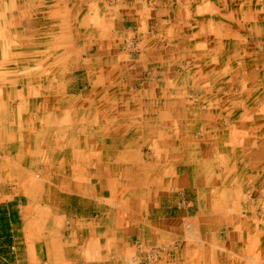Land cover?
Here are the masks:
<instances>
[{
  "label": "crops",
  "instance_id": "0c3cea01",
  "mask_svg": "<svg viewBox=\"0 0 264 264\" xmlns=\"http://www.w3.org/2000/svg\"><path fill=\"white\" fill-rule=\"evenodd\" d=\"M30 6L43 16L38 31H47L46 15L53 20V39L39 44L64 42L86 55L91 96L75 106L89 109L83 126L121 124L124 133L114 136L125 150L114 145L104 156L132 161L96 170L112 190L108 198L40 201L31 189L18 262L264 264V0H0V23L30 30ZM132 37L136 50L126 48ZM63 55L51 59L79 62L77 53ZM66 68L62 76L73 65ZM147 143L153 160L143 163ZM115 172L124 184L111 178ZM190 175L209 212H168V196L186 194ZM243 221L246 236L220 234L224 222Z\"/></svg>",
  "mask_w": 264,
  "mask_h": 264
},
{
  "label": "rangeland",
  "instance_id": "374dc122",
  "mask_svg": "<svg viewBox=\"0 0 264 264\" xmlns=\"http://www.w3.org/2000/svg\"><path fill=\"white\" fill-rule=\"evenodd\" d=\"M29 11V22L26 21L25 23H32L33 31L31 30L29 34L33 36L32 39L41 38L40 41H37L43 42L46 35L48 38L53 39L55 31L52 30V27H54L52 18L46 15L45 28L47 31L42 29L39 32L37 25L39 22L43 23V16L38 13L37 7L30 6ZM0 12L4 14L1 7ZM8 14H11L10 20H12L14 13L9 12ZM13 20L15 23L19 21L18 24L21 25L20 19L14 18ZM4 22L0 23L3 29H5L6 25ZM15 23L13 25H17ZM11 31L5 29L0 32V166H4L3 169L0 167V216L2 217L0 223V264H21L18 260L21 259L22 248L25 247V244H23L25 238L23 236V221L21 217L24 209L29 208L30 200L35 198L34 195L29 196L31 189L38 191L36 198H39L40 201H43V199L46 201H64L70 198H82L84 194L107 198L112 196L111 188H103L102 185L107 184V180H102V175L96 171L97 168L95 166L92 167L93 170H87L89 171L88 173L81 171L71 174L69 171L65 173L54 172L53 170L45 172L43 168H46L47 161H56L58 163L57 161L61 160L66 162L67 166L71 165L69 162L71 161L72 164L78 162L84 166L85 163L93 160L94 165L96 163L103 164V166H112L117 170L125 164V161H132L130 160L131 157L124 158V161L123 159L120 160L115 153L114 156L112 153L111 157L104 156L114 145L115 152L117 150H125L123 145L118 148L120 139H116V136H114L124 133L121 124L95 125L93 127L83 126L82 124L83 122L80 118L90 117L89 109L86 110L82 106L75 108V106L77 102L91 96V84L85 77V68L83 66L86 65V55L80 54L79 46L75 48L62 42L57 47L40 43L38 46H22V48L18 45L19 40L14 39V49H12L9 47L10 45L5 47L3 43L6 40L1 39L2 35L4 37L7 32L9 36H12L10 34ZM13 32L15 35L18 33L20 35L21 32L25 33L22 28L13 29ZM65 33H67L65 30L59 32L62 37L67 36ZM14 38L16 37L14 36ZM135 38L132 37L129 40L127 49H137ZM22 51L24 52L22 57L26 60L25 62H20L19 59H16L18 57L17 54ZM61 52L64 54V58L69 57L71 53H77L79 62L64 61L60 63L59 58L58 62L51 59L54 54ZM11 57L14 60L7 61ZM45 57L47 60H45ZM61 64L64 69H67L66 67H69V65L71 67L73 65L70 75L66 76L65 72L64 76H62ZM28 66L29 72H27ZM23 71L24 73H22ZM56 71L59 76L54 78L53 74L54 72L56 74ZM39 72L43 77H40ZM18 76L22 77L18 79ZM95 99L100 100L101 95H97ZM42 106L46 107L43 113L41 112L42 109H40ZM101 111L99 109V114ZM96 113H98V110L95 109L94 114ZM106 134L112 135L106 136ZM145 145L141 147V159L143 163H149L153 160L152 148L148 143ZM45 153L46 156H43ZM241 159L243 158L241 157ZM112 176H119L122 184L126 181L123 173L115 172L114 175H111V178ZM190 176L191 184L189 189L185 191L186 194L182 195L175 191V194L168 196L172 197L174 201L173 204L172 202L168 203L173 205L167 208L168 212L172 210L173 214L181 215L183 210L189 209L191 216L209 212L210 207L202 205L201 202L203 192L195 190L193 177L192 175ZM219 178L220 174H218V180H220ZM117 181L118 179L114 178L111 183L117 185ZM185 195L191 201L190 204L186 200ZM248 208L246 206L239 207V213L244 217V214L249 213ZM217 211H220V208H217ZM8 217H12L13 221L6 222ZM234 224L224 222L220 234L225 236L228 232L227 236H229L231 231L234 232L236 230L239 233L244 232L245 236L247 235L249 227L246 228V226H249V223L245 221L242 223L238 222L236 223L238 228H235ZM13 225L16 227L14 233L12 231Z\"/></svg>",
  "mask_w": 264,
  "mask_h": 264
},
{
  "label": "bare ground",
  "instance_id": "6f19581e",
  "mask_svg": "<svg viewBox=\"0 0 264 264\" xmlns=\"http://www.w3.org/2000/svg\"><path fill=\"white\" fill-rule=\"evenodd\" d=\"M45 3V2H44ZM40 4V3H39ZM42 5V4H41ZM53 6V5H52ZM38 9V8H37ZM118 9V8H117ZM245 10V9H244ZM173 11H174V9H173ZM214 11V10H213ZM110 12V11H109ZM193 12V11H192ZM191 12V13H192ZM27 13H29V12H27ZM231 14V13H230ZM199 15V14H198ZM227 15V14H226ZM223 16V15H222ZM32 18V17H31ZM194 18V17H193ZM29 19V18H28ZM212 19H214V18H212ZM96 21H98V20H96ZM222 21V20H221ZM23 22V21H22ZM105 22V21H104ZM223 22V21H222ZM19 23V21L16 23V24H18ZM183 23V22H182ZM190 23V22H189ZM196 24V23H195ZM206 24V23H205ZM223 25H224V23H223ZM222 25V26H223ZM229 25V24H228ZM56 27V26H55ZM73 27V26H72ZM112 27V26H111ZM211 27H213V26H211ZM226 27H228V26H226ZM253 27V26H252ZM6 28V27H5ZM9 28V27H8ZM198 28V27H197ZM55 29V28H54ZM202 29V28H201ZM204 29V28H203ZM254 29V28H253ZM31 30L33 31V29L31 28L30 30L29 29H27L26 31H25V33L24 32H21L20 33V35H19V33L18 34H14V32H13V30L11 31V35L12 36H4L3 37V39L4 40H8V41H10L9 42V44H10V46L9 47H11L12 49H14L13 48V40L14 39H18L19 40V46H27V47H29V46H34V45H37L38 46V44H39V42L36 40V38L35 39H32L33 38V36H30V35H28L27 33L28 32H31ZM200 30V29H199ZM213 30V29H212ZM40 31V30H39ZM81 31V30H80ZM201 32H203L202 30H200ZM0 32H2V30H0ZM191 32V31H190ZM86 33V32H85ZM93 33V32H92ZM202 34V33H201ZM242 34V33H241ZM79 35V34H78ZM262 35V34H261ZM14 36L16 37V38H14ZM42 36V35H41ZM51 36V35H50ZM79 36H81V35H79ZM191 37H192V35H190ZM6 37V38H5ZM74 38V37H73ZM93 38V37H92ZM43 39V38H42ZM147 39V38H146ZM173 39H174V37H173ZM233 39V38H232ZM24 40H26V41H24ZM29 40H31V41H29ZM40 40H41V38H40ZM176 41V40H175ZM222 42V41H221ZM206 43V42H205ZM219 43V42H218ZM89 44V43H88ZM8 46V44H5V47H7ZM195 46V45H194ZM60 47V46H59ZM184 47V46H183ZM4 48V47H3ZM19 48V47H18ZM23 48V47H22ZM196 48V47H195ZM216 48V47H215ZM241 49V48H240ZM22 50V49H21ZM60 51V50H59ZM73 52V51H72ZM200 52V51H199ZM210 52V51H209ZM22 53H24L23 51L22 52H20V53H18L17 55H18V57L16 58V59H19V61L20 62H25L26 60H24V58L22 57ZM230 53V52H229ZM215 53H213V55H214ZM249 54V53H248ZM44 55H46L45 53H44ZM44 55H42V56H44ZM182 56V55H181ZM5 57V56H4ZM51 58V57H50ZM60 58V57H59ZM31 59V58H30ZM30 59H29V61H30ZM12 60H14L12 57L11 58H8V60L7 61H12ZM45 60H47V58L45 57ZM164 60V59H163ZM231 60V59H230ZM35 61V60H34ZM37 61V60H36ZM55 61V60H54ZM57 62H58V60H57ZM28 63V62H27ZM141 64V63H140ZM139 64V65H140ZM154 64V63H153ZM174 64V63H173ZM240 64V63H239ZM58 65V64H57ZM122 65V64H121ZM199 65V64H198ZM52 66V65H51ZM127 66V65H126ZM170 66V65H169ZM124 67V66H123ZM151 67V66H150ZM223 67V66H222ZM48 68H50V67H48ZM123 69V68H122ZM233 69V68H232ZM54 70V69H53ZM219 70V69H218ZM229 70V69H228ZM231 71V70H230ZM27 72H29V66H28V70H27ZM22 73H24V71L22 72ZM206 73V72H205ZM164 74V73H163ZM39 75H40V72H39ZM221 75V74H220ZM42 75H40V77H41ZM56 74H55V72H54V74H53V77L54 78H56ZM22 76H18L17 78L18 79H20ZM43 77V76H42ZM16 78V79H17ZM100 78V77H99ZM45 79V78H44ZM17 81V80H16ZM11 82V81H10ZM122 82V81H121ZM180 82V81H179ZM178 82V83H179ZM51 85V84H50ZM42 87H43V85H42ZM62 87V86H61ZM169 88V87H168ZM162 89V88H161ZM60 91V90H59ZM255 91V90H254ZM54 92V91H53ZM62 92V91H61ZM163 92H165V91H163ZM25 93V92H24ZM167 93V92H166ZM166 95V94H165ZM264 95V94H263ZM110 96V95H109ZM58 101V100H57ZM5 104V103H4ZM3 104V105H4ZM53 104V103H52ZM164 106V105H163ZM55 107V106H54ZM46 107H44V106H42L40 109H42L41 110V112L43 113L45 110ZM69 109V108H68ZM164 109V108H163ZM40 111V110H39ZM51 114V113H50ZM12 115V114H11ZM9 116V115H8ZM13 116H14V114H13ZM38 116H40V115H38ZM125 116V115H124ZM242 117V116H241ZM80 118V117H79ZM240 118V117H239ZM81 120H83V118H80ZM8 120H9V118H8ZM79 121V120H78ZM166 121V120H165ZM57 122H58V118H57ZM55 123V122H54ZM59 124V123H58ZM72 124V123H71ZM95 126V125H94ZM105 126V125H104ZM119 126V125H118ZM108 127V126H107ZM115 127V126H114ZM233 127V126H232ZM235 127V126H234ZM108 129V128H107ZM113 129V128H112ZM115 129V128H114ZM113 133V132H112ZM86 134V133H85ZM256 134V133H255ZM253 135V134H252ZM229 136V135H228ZM261 136V135H260ZM254 141V140H253ZM252 141V142H253ZM208 145V144H207ZM242 145V144H241ZM25 147V146H24ZM82 149H83V147H82ZM237 153V152H236ZM76 154V153H75ZM93 154V153H92ZM26 155V154H25ZM91 155V154H90ZM43 156H46V153L43 155ZM82 156V155H81ZM87 156V155H86ZM243 156V155H242ZM30 157V156H29ZM85 157V156H84ZM88 157V156H87ZM94 157V156H93ZM12 158V157H11ZM50 159V158H49ZM82 159V158H81ZM57 160V159H56ZM76 161V160H75ZM18 162V161H17ZM58 163H56V161H47V166H46V168L44 167L43 168V170L46 172V171H51V170H53L54 172L55 171H58V172H65V173H68V171H69V173L71 172V174H75V173H78V172H83V171H86V170H88L89 168H91V167H93V166H95L96 168H97V170H99V169H102V166H103V164L102 165H100V164H98V163H96V165H94L93 164V160L91 161V162H89V163H85L84 164V166L83 165H81V164H79L78 162H76L75 164H72V162L71 161H69L70 163H71V165H69V166H67L65 163L66 162H63V161H57ZM81 162V161H80ZM264 163V162H263ZM17 164V163H16ZM19 164V163H18ZM7 166V165H6ZM0 167H2V169L4 168V166H0ZM9 168H10V165H9ZM262 169V168H261ZM15 171V170H14ZM232 171V170H231ZM53 172V173H54ZM11 173H12V171H11ZM57 174V173H56ZM64 174V173H63ZM230 174V173H229ZM55 175V174H54ZM12 177V176H11ZM228 177V176H227ZM13 178V177H12ZM75 178V180H77V178L76 177H74ZM74 180V179H73ZM252 180V179H251ZM225 188V187H224ZM103 191V190H102ZM114 204V203H113ZM108 207V206H107ZM235 211V210H234ZM109 212V211H108ZM110 214V213H109ZM263 223V222H262ZM198 226V225H197ZM194 231V230H193ZM262 234V233H261ZM197 239V238H196ZM189 240V239H188ZM202 242V241H201ZM199 243V242H198ZM218 254V253H217ZM252 254V253H251Z\"/></svg>",
  "mask_w": 264,
  "mask_h": 264
}]
</instances>
